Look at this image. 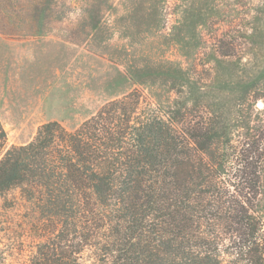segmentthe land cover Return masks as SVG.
Instances as JSON below:
<instances>
[{
  "label": "trees",
  "instance_id": "obj_1",
  "mask_svg": "<svg viewBox=\"0 0 264 264\" xmlns=\"http://www.w3.org/2000/svg\"><path fill=\"white\" fill-rule=\"evenodd\" d=\"M263 172L264 124L234 139L217 117L137 88L23 145L0 120V196L39 214L30 264H264Z\"/></svg>",
  "mask_w": 264,
  "mask_h": 264
},
{
  "label": "rangeland",
  "instance_id": "obj_2",
  "mask_svg": "<svg viewBox=\"0 0 264 264\" xmlns=\"http://www.w3.org/2000/svg\"><path fill=\"white\" fill-rule=\"evenodd\" d=\"M27 1L0 0L9 146L50 121L74 129L135 88L164 110L217 117L234 139L264 124V0H46L48 15L26 12ZM38 219L18 192L0 196L6 264H30Z\"/></svg>",
  "mask_w": 264,
  "mask_h": 264
},
{
  "label": "crops",
  "instance_id": "obj_3",
  "mask_svg": "<svg viewBox=\"0 0 264 264\" xmlns=\"http://www.w3.org/2000/svg\"><path fill=\"white\" fill-rule=\"evenodd\" d=\"M79 125H80V124H79ZM79 125H78V126H79ZM78 126H77V127H78ZM75 128H76V127H75ZM75 128H74V129H75ZM69 130H72V129H69ZM27 143H28V142H27ZM25 144H26V143H25Z\"/></svg>",
  "mask_w": 264,
  "mask_h": 264
}]
</instances>
